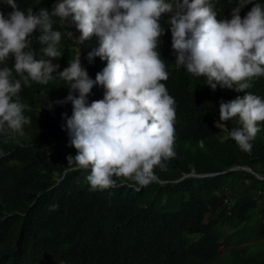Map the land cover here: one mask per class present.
<instances>
[{
    "label": "trees",
    "instance_id": "16d2710c",
    "mask_svg": "<svg viewBox=\"0 0 264 264\" xmlns=\"http://www.w3.org/2000/svg\"><path fill=\"white\" fill-rule=\"evenodd\" d=\"M50 1L16 0L21 10L34 12L51 10ZM214 3L217 19H230L238 0ZM252 6L241 9V18ZM0 11L7 16L12 9L0 0ZM52 19L54 30H71ZM38 35L31 47L41 58ZM76 47L62 39V56L53 61L58 71ZM96 47L95 35L80 45L81 65L92 79L106 65L99 57L86 59ZM159 51L169 72L163 83L176 102V157L165 170L156 168V181L146 187L120 178L116 187L91 190L88 172L67 165L76 150L61 114L70 117L72 105L57 102L68 87L56 74L46 85L22 81L20 100L29 106L24 114L31 123L0 133V264H264V123L250 152L225 140L217 127L219 103L246 93L235 86L213 91L204 77L177 68L170 29ZM13 63L10 58L7 66ZM246 91L264 99V76ZM103 94L94 86L87 100ZM238 126L227 122L229 129Z\"/></svg>",
    "mask_w": 264,
    "mask_h": 264
},
{
    "label": "clouds",
    "instance_id": "9594fccd",
    "mask_svg": "<svg viewBox=\"0 0 264 264\" xmlns=\"http://www.w3.org/2000/svg\"><path fill=\"white\" fill-rule=\"evenodd\" d=\"M2 2L12 11L7 16L0 11V133L20 132L31 123L24 114L29 106L20 100L22 81L46 85L56 74L69 89L57 103L72 105L70 117L61 114L69 146L76 150L74 157H66L67 165L88 172L91 190L116 187L120 178L146 187L156 181L155 169L165 170L176 157V102L163 83L169 72L159 51L165 29L171 32L177 68L204 77L213 91L235 86L246 93L220 101L217 127L225 140L251 151L258 125L264 123V99L246 91L264 76V4L238 0L230 19H217L214 0H52L51 10L36 12L21 10L16 0ZM249 3L253 6L241 18ZM53 17L71 30H54ZM36 31L41 58L31 47ZM93 35L98 47L86 59L106 61L95 79L80 61V45ZM65 36L73 37L76 54L58 71L53 61L62 56ZM94 86L104 89L103 98L89 103ZM231 120L239 126L229 129Z\"/></svg>",
    "mask_w": 264,
    "mask_h": 264
},
{
    "label": "rangeland",
    "instance_id": "374dc122",
    "mask_svg": "<svg viewBox=\"0 0 264 264\" xmlns=\"http://www.w3.org/2000/svg\"><path fill=\"white\" fill-rule=\"evenodd\" d=\"M69 38H70V39H73V37H72V36H69ZM222 249H223V247H222ZM223 250H224V249H223Z\"/></svg>",
    "mask_w": 264,
    "mask_h": 264
},
{
    "label": "bare ground",
    "instance_id": "6f19581e",
    "mask_svg": "<svg viewBox=\"0 0 264 264\" xmlns=\"http://www.w3.org/2000/svg\"><path fill=\"white\" fill-rule=\"evenodd\" d=\"M179 78V77H178ZM234 167V166H233ZM242 167V166H241ZM229 244V243H228Z\"/></svg>",
    "mask_w": 264,
    "mask_h": 264
}]
</instances>
